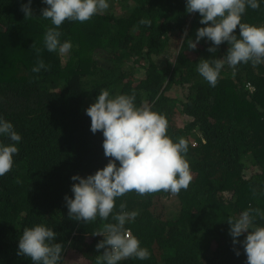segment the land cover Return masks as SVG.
Returning <instances> with one entry per match:
<instances>
[{
	"label": "trees",
	"instance_id": "trees-1",
	"mask_svg": "<svg viewBox=\"0 0 264 264\" xmlns=\"http://www.w3.org/2000/svg\"><path fill=\"white\" fill-rule=\"evenodd\" d=\"M22 2L0 0V115L22 134L13 168L0 176V264H32L17 250L24 228L37 223L57 233L62 264H71L68 257L97 264L103 254L96 249L103 236L92 234L114 222L111 215L78 222L65 202L73 196V175L95 174L112 159L85 111L102 88L134 93L138 106L166 115L168 134L189 142L193 176L179 193L133 190L116 199L114 213L121 203L137 211L126 227L151 253L120 264H247L228 220L249 208L264 210V63H241L235 75L225 64L212 87L196 64L222 58L229 45L210 53L205 38L188 47L204 25L198 12L186 11V0H110L90 20L60 26L61 39L73 44L64 55L44 48V33L53 26L42 18L46 5L33 0L34 17L26 18ZM145 17L151 27L139 23ZM242 22L264 25V3L248 8ZM40 59L46 67L34 73ZM255 223L264 225V218Z\"/></svg>",
	"mask_w": 264,
	"mask_h": 264
},
{
	"label": "clouds",
	"instance_id": "clouds-1",
	"mask_svg": "<svg viewBox=\"0 0 264 264\" xmlns=\"http://www.w3.org/2000/svg\"><path fill=\"white\" fill-rule=\"evenodd\" d=\"M42 3L46 5L41 9L42 18L51 20L53 25L44 33V48L61 55L73 47L71 40L61 39L60 26L66 20L85 22L110 7V0H42ZM262 3L264 0H186V11L198 12L199 23L204 25L196 29L194 40H187L188 47L196 49L205 38L211 42L207 49L210 53H216L225 42L229 45L222 58H201L196 64V71L212 87L216 86L225 64L232 67L235 75L241 63H264V25L242 22L248 8L259 9ZM32 4L33 0L21 3L26 18L34 17ZM139 23L151 27L152 20L145 17ZM36 52L39 56L41 49ZM45 67L40 59L32 71L39 73ZM85 111L91 118L90 130L102 131L104 154L112 159L95 174L71 177L73 196H65L69 218L87 224L97 217L107 220L111 215L114 222L104 223L102 229L92 234L103 236L96 244L97 250H104L97 256V264H120L129 258L147 260L151 256L149 249L126 227L136 218L137 211H126V205L121 203V210L114 213L116 199L133 190L143 195L187 189L193 179L187 159L189 142L184 137L174 140L168 134L166 115L143 104L138 106L134 93L113 94L102 88ZM0 138H3L0 139V176H3L13 168L22 140L13 122L3 115H0ZM257 217L264 218V210L249 208L228 220L233 244L243 246L247 264H264V225L255 223ZM244 233H247L244 239H238ZM63 253L64 245L57 242V233L44 223L25 227L20 235L17 255L30 258L32 264H62ZM236 254L240 252L237 250Z\"/></svg>",
	"mask_w": 264,
	"mask_h": 264
},
{
	"label": "rangeland",
	"instance_id": "rangeland-1",
	"mask_svg": "<svg viewBox=\"0 0 264 264\" xmlns=\"http://www.w3.org/2000/svg\"><path fill=\"white\" fill-rule=\"evenodd\" d=\"M130 4H132V3H130ZM127 12V11H126ZM116 14H121V12H119V11H117L116 12ZM184 87V86H183ZM183 92H185L186 91V87H184L183 89ZM71 261V264H86L85 262H84V260H82V259H80L79 258V260H74L73 258H71V257H68V262H70Z\"/></svg>",
	"mask_w": 264,
	"mask_h": 264
},
{
	"label": "built area",
	"instance_id": "built-area-1",
	"mask_svg": "<svg viewBox=\"0 0 264 264\" xmlns=\"http://www.w3.org/2000/svg\"><path fill=\"white\" fill-rule=\"evenodd\" d=\"M249 89H252V87L249 85Z\"/></svg>",
	"mask_w": 264,
	"mask_h": 264
}]
</instances>
